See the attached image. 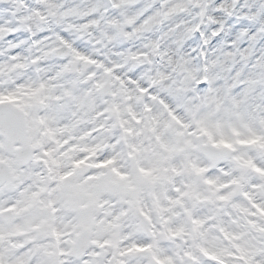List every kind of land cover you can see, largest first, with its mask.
<instances>
[{"label":"clouds","instance_id":"9594fccd","mask_svg":"<svg viewBox=\"0 0 264 264\" xmlns=\"http://www.w3.org/2000/svg\"><path fill=\"white\" fill-rule=\"evenodd\" d=\"M0 264H264V0H0Z\"/></svg>","mask_w":264,"mask_h":264}]
</instances>
